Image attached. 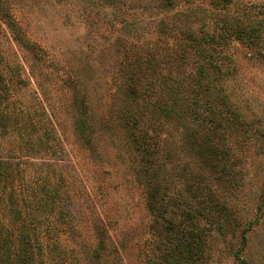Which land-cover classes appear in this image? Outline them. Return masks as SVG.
Wrapping results in <instances>:
<instances>
[{
	"label": "rangeland",
	"instance_id": "374dc122",
	"mask_svg": "<svg viewBox=\"0 0 264 264\" xmlns=\"http://www.w3.org/2000/svg\"><path fill=\"white\" fill-rule=\"evenodd\" d=\"M263 14L264 0H0V85L9 88L10 116L7 129L0 124V161L14 164L3 198L52 203L35 214L43 244L53 237L64 252L50 253V264H161L156 215L123 121L138 102L125 98L126 69L133 55L147 57L146 46H171V28L219 32L227 21ZM168 51L160 53L161 76L192 70L193 62ZM216 55L237 118L214 101L237 163L217 186L234 221L225 233L211 230L198 264H264V26L258 42L232 37ZM203 102L195 106L205 113ZM142 110L149 121L146 104ZM163 130L167 198L182 200L191 177L200 180L201 159L185 145L180 124ZM198 222L209 225L203 216Z\"/></svg>",
	"mask_w": 264,
	"mask_h": 264
},
{
	"label": "trees",
	"instance_id": "16d2710c",
	"mask_svg": "<svg viewBox=\"0 0 264 264\" xmlns=\"http://www.w3.org/2000/svg\"><path fill=\"white\" fill-rule=\"evenodd\" d=\"M175 1L162 0V3L173 5ZM263 26L264 17H246L243 22H225L219 32L171 28L170 33L174 34L171 46H168L170 43L166 45L169 41L146 46L144 50L147 51V57L133 55L132 62L126 69L128 85L125 98L138 102L134 112L131 107L125 109L123 121L129 129V139L135 144V151L140 157L135 172L146 188L147 207L156 215L154 227L163 250L159 255L161 264H198L209 242L211 230L214 228L225 233L232 225L231 208L219 196L217 186L219 178L224 179L226 175L236 171L237 163L232 148L223 142L220 130H224V121L213 116L214 101L235 118L236 112L228 105L220 86L223 71L216 53L232 37L247 44L258 42L262 37ZM10 27H14L11 22ZM161 32L167 35L163 27ZM152 49L158 52L154 53ZM165 49H169L170 57H178L182 62H193L192 70L173 80L170 76L167 79L161 76V59L166 60L160 53ZM1 77L2 74L0 79ZM145 78L148 79L142 85L141 81ZM8 89L7 84L0 85L2 129H7L10 118L7 110ZM201 99L204 101L203 105L208 107L203 112L204 115L199 106H195ZM144 104L150 110L149 121H145L139 114ZM221 112L224 114L223 110ZM146 123L150 125L145 127ZM167 123L181 125L182 132L185 133V145L201 159L203 167L200 180L192 176L195 173L191 174L193 185L185 190L188 195L183 196L182 200L177 197L167 198L169 154H165L167 149L163 151L166 144L160 139ZM13 165L8 160L0 161V202H5L8 210L5 218L0 216V264H50V253L57 250L56 255L62 256L64 252L58 240L53 237L51 244H43L39 219L35 214L52 203L47 200L40 203L37 200V204L36 195L35 200L23 199L22 205L13 200H4L3 195L11 184ZM176 194L180 196L177 191ZM200 216L209 225L199 223Z\"/></svg>",
	"mask_w": 264,
	"mask_h": 264
}]
</instances>
